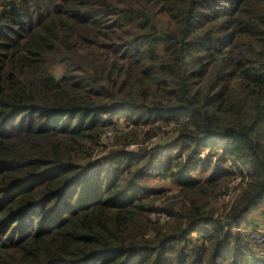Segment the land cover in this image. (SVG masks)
I'll use <instances>...</instances> for the list:
<instances>
[{
	"label": "trees",
	"instance_id": "obj_1",
	"mask_svg": "<svg viewBox=\"0 0 264 264\" xmlns=\"http://www.w3.org/2000/svg\"><path fill=\"white\" fill-rule=\"evenodd\" d=\"M262 205L264 0H0V264H264Z\"/></svg>",
	"mask_w": 264,
	"mask_h": 264
},
{
	"label": "built area",
	"instance_id": "obj_2",
	"mask_svg": "<svg viewBox=\"0 0 264 264\" xmlns=\"http://www.w3.org/2000/svg\"><path fill=\"white\" fill-rule=\"evenodd\" d=\"M110 135V134H107ZM153 142V143H152ZM150 143V148H154V146L157 144V140L154 139ZM129 152L133 154H139V148L137 146H131L127 149ZM160 153L172 156L176 155L174 151H172L174 154L169 149H158ZM206 151L202 152L200 151L199 159H203ZM173 194L172 191L168 192L167 195L171 196ZM227 197V196H226ZM223 196L222 198H226ZM163 218V216L161 217ZM226 224L228 227L226 228L227 231H230L231 233H236L240 234L245 238L246 242H249V244L256 250V255L260 257L261 259L264 258V213L262 214V217L259 219L258 225H245L240 223V225L235 224L234 219L232 221H226Z\"/></svg>",
	"mask_w": 264,
	"mask_h": 264
},
{
	"label": "rangeland",
	"instance_id": "obj_3",
	"mask_svg": "<svg viewBox=\"0 0 264 264\" xmlns=\"http://www.w3.org/2000/svg\"><path fill=\"white\" fill-rule=\"evenodd\" d=\"M110 137L111 136H107L105 139H104V143L103 144H105L107 147H111V144H112V140H110ZM111 139H112V137H111ZM153 143V142H152ZM147 145V144H146ZM145 145V146H146ZM137 146V148H139V145H136ZM148 146H150V143L148 144ZM163 146H165V145H163ZM109 149V148H108ZM203 151H206V152H204L205 153V155L206 154H208V152L209 151H207V150H203ZM175 153H176V151H174ZM202 152V151H201ZM104 153H102L101 155H103ZM172 154H174L173 152H172ZM205 155H204V158H203V160L205 159ZM213 161H215V158H213ZM236 183H238V182H236ZM159 185H161V182L160 181H155V183H152L151 184V186H159ZM166 185L167 186H164L165 188H170V189H173L175 186L174 185H170L167 181H166ZM233 189V188H232ZM169 190V189H168ZM236 193H237V191L236 192H234V191H230L229 193H228V195H227V197L226 198H223V203H225V202H227V201H231L234 197H235V195H236ZM162 199H160V200H158L157 202H156V206L157 207H163L164 206V201H163V203H162ZM229 209V208H228ZM257 210H262V208H257ZM228 211V210H227ZM227 211H226V213H227ZM228 221H232V218L230 217V218H228V220H227V222ZM244 221V223H246L247 222V219L246 220H243Z\"/></svg>",
	"mask_w": 264,
	"mask_h": 264
},
{
	"label": "crops",
	"instance_id": "obj_4",
	"mask_svg": "<svg viewBox=\"0 0 264 264\" xmlns=\"http://www.w3.org/2000/svg\"><path fill=\"white\" fill-rule=\"evenodd\" d=\"M259 208H262V210L255 209L250 214L246 215V217L243 219V220L247 219V222L244 223V221H241V223L245 225L247 224L249 226L258 225L259 219L262 217V214L264 213V205H262Z\"/></svg>",
	"mask_w": 264,
	"mask_h": 264
}]
</instances>
